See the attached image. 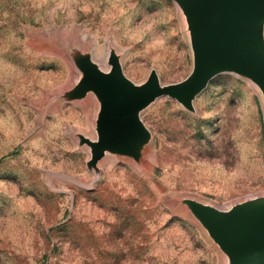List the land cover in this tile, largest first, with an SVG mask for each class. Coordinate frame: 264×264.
I'll list each match as a JSON object with an SVG mask.
<instances>
[{"label":"rangeland","instance_id":"obj_1","mask_svg":"<svg viewBox=\"0 0 264 264\" xmlns=\"http://www.w3.org/2000/svg\"><path fill=\"white\" fill-rule=\"evenodd\" d=\"M109 49L136 84L193 64L173 0H0V264H227L182 199L219 208L264 194V98L221 74L194 112L160 96L141 111L151 132L138 162L106 153L99 175L77 134L96 138L93 93L71 55L103 70Z\"/></svg>","mask_w":264,"mask_h":264},{"label":"water","instance_id":"obj_2","mask_svg":"<svg viewBox=\"0 0 264 264\" xmlns=\"http://www.w3.org/2000/svg\"><path fill=\"white\" fill-rule=\"evenodd\" d=\"M173 1L185 17L193 56L192 69L184 79L162 84L151 69L147 79L136 84L123 73L114 49H109L106 71L89 53L77 50L71 55L80 78L60 98L80 100L93 93L98 102L96 138L76 136L79 146L89 148L86 167L96 176L98 161L106 153L139 161L151 139L141 111L160 96L194 112L195 98L211 80L233 74L255 84L264 98V0ZM182 203L227 257V264H264V194L227 208L191 198Z\"/></svg>","mask_w":264,"mask_h":264},{"label":"bare ground","instance_id":"obj_3","mask_svg":"<svg viewBox=\"0 0 264 264\" xmlns=\"http://www.w3.org/2000/svg\"><path fill=\"white\" fill-rule=\"evenodd\" d=\"M255 85V84H254Z\"/></svg>","mask_w":264,"mask_h":264}]
</instances>
